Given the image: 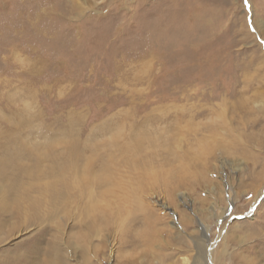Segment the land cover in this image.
Segmentation results:
<instances>
[{
  "label": "rangeland",
  "instance_id": "obj_1",
  "mask_svg": "<svg viewBox=\"0 0 264 264\" xmlns=\"http://www.w3.org/2000/svg\"><path fill=\"white\" fill-rule=\"evenodd\" d=\"M262 41L264 0H0V264H263Z\"/></svg>",
  "mask_w": 264,
  "mask_h": 264
},
{
  "label": "bare ground",
  "instance_id": "obj_2",
  "mask_svg": "<svg viewBox=\"0 0 264 264\" xmlns=\"http://www.w3.org/2000/svg\"><path fill=\"white\" fill-rule=\"evenodd\" d=\"M12 27V26H11ZM16 27V26H15ZM13 28V27H12ZM17 28V27H16ZM13 30V29H12ZM107 123V122H106ZM105 124V123H104ZM75 126V125H74ZM73 126V127H74ZM103 126V125H102ZM105 126V125H104ZM103 126V127H104ZM71 127V126H70ZM99 127V126H98ZM106 127V126H105ZM121 127V126H120ZM100 128H101V126H100ZM119 128V127H118ZM74 129V128H73ZM95 130V129H94ZM100 130V129H99ZM102 130V129H101ZM73 132V131H72ZM71 132V133H72ZM95 132H97L96 130H95ZM100 132H102V131H100ZM69 133H70V131H69ZM77 133V132H76ZM92 133V132H91ZM104 133V132H103ZM78 134V133H77ZM76 134V135H77ZM99 134H101V133H99ZM73 135V134H72ZM81 135V134H80ZM92 135V134H91ZM93 135H94V132H93ZM95 135H97L96 133H95ZM94 135V136H95ZM69 137L71 136V135H68ZM80 137V136H79ZM77 138V136H76V138H74L73 140H72V144H70V146H69V149H68V151H67V161H66V164H65V166L63 167V166H60V172L61 173H63V172H65V171H68L69 173H70V175L72 176V181H71V183H69V184H67V183H65L64 184V188H66V189H68V192L67 193H64V191H59V192H57L56 194H55V196L56 197H58V196H66L67 197V199H69V195L71 196V199L72 200H74L78 195V193H82V195L83 194H90L91 193V185H99V184H97V183H100V182H107V180L106 179H104V178H100L99 176V178L98 177H96V176H93V173L94 172H92V166L93 165H91V163H89V164H87L86 165V163H85V158H84V150H86V149H84V150H81V148H80V138ZM93 136H91V138H92ZM72 139V138H71ZM83 141V140H82ZM70 143V142H69ZM86 143V142H85ZM140 143V142H139ZM84 145V144H83ZM117 145V144H116ZM118 145H120V144H118ZM85 146V145H84ZM86 147V146H85ZM116 147V146H115ZM123 147V146H122ZM133 149V148H132ZM120 150H121V148H120ZM130 150V149H129ZM119 151V150H118ZM127 151V150H126ZM86 152V151H85ZM119 152H121V151H119ZM123 152V151H122ZM138 152V151H137ZM123 153H125V152H123ZM86 154V153H85ZM113 158V157H112ZM87 160V159H86ZM82 161H84L83 162V165H82ZM130 161V160H129ZM142 161V160H141ZM115 162H113V164H114ZM140 164V163H139ZM108 166V165H107ZM111 166V165H110ZM139 166V165H138ZM83 167V168H82ZM112 167V166H111ZM114 167V166H113ZM107 168V167H106ZM106 168H105V170H106ZM113 169V168H112ZM36 170V169H35ZM109 170V169H108ZM140 171V170H139ZM102 172V171H101ZM100 172V173H101ZM66 173V172H65ZM98 173V172H97ZM111 174V173H110ZM113 174V173H112ZM105 175H107V173L105 174ZM70 176V177H71ZM101 177H102V175H101ZM58 183V182H57ZM111 183L112 182H110L109 181V183H107L108 184V186L110 185L111 186ZM113 184V183H112ZM102 186V185H101ZM106 187V186H105ZM95 189H97V188H95ZM67 191V190H66ZM94 191V190H93ZM85 196V195H84ZM104 196H106V195H104ZM87 197V196H86ZM86 199V198H85ZM75 201V200H74ZM92 201V198H91V200H90V202ZM87 204V203H86ZM85 204V205H86ZM89 204L90 203H88V206L87 207H89ZM91 205V204H90ZM93 206V205H92ZM86 207V208H87ZM207 230H208V228H206V232H207ZM262 244V243H261ZM32 246V245H31ZM263 246V245H262ZM33 258H35V252H34V250H32V249H28V252H27V255L25 256V255H20L16 260H15V263L14 264H33ZM11 264V263H10ZM44 264H47V262L46 263H44ZM263 264H264V262H263Z\"/></svg>",
  "mask_w": 264,
  "mask_h": 264
},
{
  "label": "snow or ice",
  "instance_id": "obj_3",
  "mask_svg": "<svg viewBox=\"0 0 264 264\" xmlns=\"http://www.w3.org/2000/svg\"><path fill=\"white\" fill-rule=\"evenodd\" d=\"M244 3H245V5H248V0H244ZM253 31H255V29H253ZM262 42H264V41H262Z\"/></svg>",
  "mask_w": 264,
  "mask_h": 264
}]
</instances>
